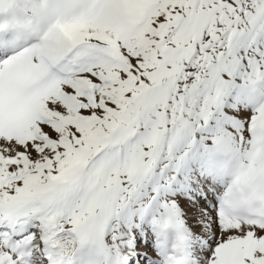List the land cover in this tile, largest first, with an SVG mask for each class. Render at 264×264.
I'll return each instance as SVG.
<instances>
[{
  "label": "snow or ice",
  "instance_id": "6c2138e0",
  "mask_svg": "<svg viewBox=\"0 0 264 264\" xmlns=\"http://www.w3.org/2000/svg\"><path fill=\"white\" fill-rule=\"evenodd\" d=\"M0 264H264V0H0Z\"/></svg>",
  "mask_w": 264,
  "mask_h": 264
}]
</instances>
